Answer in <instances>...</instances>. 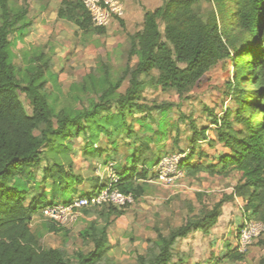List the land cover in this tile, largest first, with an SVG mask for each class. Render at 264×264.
<instances>
[{
	"label": "trees",
	"instance_id": "1",
	"mask_svg": "<svg viewBox=\"0 0 264 264\" xmlns=\"http://www.w3.org/2000/svg\"><path fill=\"white\" fill-rule=\"evenodd\" d=\"M207 1L210 8H202L200 0H167L154 11H146L142 28L132 36L130 53L137 57V64L130 71L125 93H116L125 78L123 72L115 83H108L99 93L98 102L92 101L72 117L68 114L57 118L54 127L53 108L42 92L44 82H34L39 75L27 80L24 86L18 82L9 36L23 15L12 11L9 0H0V264H73L62 248L41 247L40 236L30 225L33 215H40L44 206L57 203L53 199L70 202L74 197L65 199L64 190L74 183L63 176L52 179L49 199L43 190L30 197L24 187L27 183L21 186L17 183L18 177L25 178L40 165L46 146L57 136L80 135L86 147L95 146L92 137L104 135L108 139L115 133L127 140L134 139L127 143L134 146L139 137L126 118L142 108L139 101L145 87L174 89L179 97H184L222 60L231 59L233 70H237L235 80L227 84L229 94H226V100L236 108L232 111L228 107L222 116L213 118L210 124L214 135L211 137L206 128L191 124L190 145L183 151L186 155L180 166L191 176L199 172L210 176L238 173L240 178L234 194L246 200L249 219L264 222V0ZM233 2L230 19L227 8ZM62 3L67 11L62 13L61 9L62 16L76 22L80 28L91 23L82 0H62ZM74 8L82 9L86 17L81 21L75 19L73 13L68 12ZM158 20L164 24L163 34ZM232 24L237 30L233 36L229 30ZM94 28L99 33L105 30ZM153 71L156 76L151 75ZM248 83L252 89L243 96L244 85ZM20 90L26 95L30 114L18 96ZM42 126L40 134L36 135ZM159 134L163 136L164 132L159 131ZM110 142L116 145L117 141ZM200 142H205L206 148L201 147ZM217 145L221 149H215ZM211 149L215 150V155L209 157ZM95 150L100 156L105 148L100 146ZM67 151L70 148L67 147ZM115 155L110 153L108 160H113ZM204 159H208L209 164H205ZM152 160L148 143L141 142L127 158V165L119 170L115 167L118 190L134 198L145 195L150 186L147 181L152 178L151 168L158 159ZM54 166L59 172L68 168L69 177H76L70 170L72 160L66 165L55 163ZM232 200L231 193L219 199L209 211L187 217L180 226L169 227L166 234L154 227L155 238L149 242L146 253L137 256V264H169L176 241L195 231L208 233L221 215L223 204ZM104 207L110 208L105 213L96 212V219L80 232L83 238L91 240L93 249L87 254L78 252L75 264H94L108 248L106 228L112 212H117L118 208ZM93 209L96 208L84 209L83 213ZM100 222L104 224L97 226ZM49 224L52 232L60 230ZM260 244L264 248V240ZM259 264H264V256Z\"/></svg>",
	"mask_w": 264,
	"mask_h": 264
},
{
	"label": "rangeland",
	"instance_id": "2",
	"mask_svg": "<svg viewBox=\"0 0 264 264\" xmlns=\"http://www.w3.org/2000/svg\"><path fill=\"white\" fill-rule=\"evenodd\" d=\"M165 1L121 0L124 6L123 18L114 20L104 32L99 33L91 23L80 28L76 22L62 16L59 13L65 9L62 0H9L12 11L23 15L9 36L19 84L24 86L27 80L39 75L34 82H44L42 92L47 95L53 108L54 117L51 121L54 127L57 126V118L68 114L72 117L85 110L92 101L98 102L99 93L109 86L108 83H115L124 72L125 78L116 90L117 94L123 95L129 86L130 71L137 64V57L130 53L132 36L142 28L144 13L154 11ZM200 1L202 8H210L209 1ZM233 8L234 2L228 5L227 17H230ZM68 12L73 13L79 21L86 17L80 8ZM62 13L66 14L67 11ZM158 22L163 34L164 24L160 20ZM229 30L231 36L237 33L234 24ZM234 44L238 45L239 42ZM233 65L234 62L229 59L211 67L202 82L189 89L184 97H179L174 89L162 90L150 85L145 87L139 101L142 108L126 118L127 122L133 124L139 137L134 146L127 145L134 139L121 138L117 133L108 138L110 140L104 135L92 137V140L96 147L107 145L111 153H116L110 162H114L118 170L127 165V158L141 142L148 143L152 161L168 153L185 151L190 145L192 132L189 129L192 123L197 128H206L207 135L211 137L214 135V128L210 124L213 118L222 116L223 110L228 107L235 110V105L226 100V94H229L227 84L233 82L237 74ZM151 75L156 76V72L153 71ZM244 89L243 96L247 95L252 86L245 84ZM18 96L30 114L26 95L20 90ZM43 127L35 134L39 135ZM159 131H163L164 135L159 134ZM112 140L117 141L116 145L110 142ZM199 145L206 148L207 144L204 142ZM83 146L82 135L65 138L57 136L53 143L44 148L40 165L25 178L18 177L17 183L20 186L27 183L24 187L29 190L30 197L37 196L45 189L50 191L52 179H58V176L71 180L75 186L77 181L66 173L68 168L59 172L54 164L66 165L70 160L74 161L75 157L77 167L82 161L77 158L80 152L87 160L99 157L95 146ZM67 147L70 151H67ZM215 149L221 148L217 145ZM208 153L211 157L215 155V150ZM203 161L209 164L208 159ZM44 177L51 181L44 183ZM239 178L236 172L228 176H210L199 172L194 176L185 173L175 187L166 188L150 183L145 195L134 198L132 204L112 212L106 228L108 248L94 264H137V256L145 254L149 242L155 238L154 227L166 234L169 227L180 226L187 217L209 211L219 199L231 193L233 199H239V203L235 204L239 212L238 224L231 219L225 224L216 222L208 233L195 231L177 240L169 264H259L264 256V248L260 244L264 240V233L244 253L235 250L239 227L243 216H246V200L234 194ZM64 192L65 197L75 193L72 187ZM59 200L56 199V202ZM109 208L93 209L90 211L93 215L89 218L79 216L70 225L58 227L60 230L57 232L49 230V222L41 215L39 217L43 221L31 220L30 226L32 231H38L41 247L62 248L67 258L75 264L78 252L87 254L93 249L91 240L83 238L80 232L96 219V212L105 213ZM103 224L100 222L97 226Z\"/></svg>",
	"mask_w": 264,
	"mask_h": 264
},
{
	"label": "built area",
	"instance_id": "3",
	"mask_svg": "<svg viewBox=\"0 0 264 264\" xmlns=\"http://www.w3.org/2000/svg\"><path fill=\"white\" fill-rule=\"evenodd\" d=\"M82 4L94 27L108 28L114 20L124 16V6L121 0H82ZM185 155L186 153L180 152L168 153L159 157L151 168L152 178L147 182L166 188L178 186L179 181L185 175V171L180 166ZM106 166L107 174L96 190L83 196H75L67 203L57 202L44 206L40 210L43 219L56 227H66L75 222L79 216H82L84 209L102 208L104 206L119 209L132 204L133 195L123 193L116 187L118 176L115 171V164L109 162ZM263 233L264 222L243 216L237 234L236 250L239 253H244Z\"/></svg>",
	"mask_w": 264,
	"mask_h": 264
},
{
	"label": "crops",
	"instance_id": "4",
	"mask_svg": "<svg viewBox=\"0 0 264 264\" xmlns=\"http://www.w3.org/2000/svg\"><path fill=\"white\" fill-rule=\"evenodd\" d=\"M201 143H204V142H200V144ZM97 146H99V145H97ZM84 147L86 148L85 145L83 146V148ZM95 147H96V145H95ZM108 147L109 146H107V145L103 146L102 148H105V151L102 153V155H100L98 158H92L91 160H87V158L85 156H83L82 153L80 152V156L77 158H81L82 161L80 162V164L77 167L75 166V157H74V161H72V167L70 170H71L72 174L74 176H76L75 179H76L77 183L75 186H74V184L71 186L73 188V190L75 191V193L73 196H70V197L88 194V193L96 190L101 185L102 179L107 174L106 164L110 162L108 160V155L111 153V151H110V149H107ZM208 151H210V150H208ZM106 160H108V161H106ZM93 163H94V165L92 166ZM49 181H51V180H49L46 177V179H44L43 182L44 183L46 182V184H47V182H49ZM51 184H52V181H51ZM44 192L47 193L46 197L48 199L49 196L51 195V191H47L45 189ZM49 192H50V195H49ZM70 197H65V199H68ZM53 200L56 202V199H53ZM237 202L239 203V199H237V198L233 199L232 201L225 202L221 208V215L218 217L217 222H222L225 224L227 222V220L231 219L234 223L238 224L237 222L239 221V217H238L239 212L237 211L236 206H235V204ZM92 215L93 214L90 213V211H87L86 213H83L81 217L85 218L87 216L89 218V216H92ZM39 216H40L39 214L34 215L32 222H33V220L35 222H42L43 219H41L40 218L41 216L40 217ZM34 232L38 233L37 230H35Z\"/></svg>",
	"mask_w": 264,
	"mask_h": 264
}]
</instances>
